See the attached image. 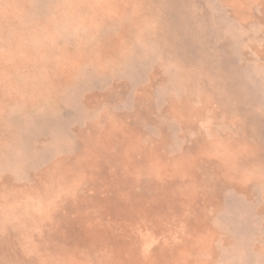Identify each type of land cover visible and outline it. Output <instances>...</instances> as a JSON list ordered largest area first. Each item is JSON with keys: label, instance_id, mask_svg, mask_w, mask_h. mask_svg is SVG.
Segmentation results:
<instances>
[{"label": "rangeland", "instance_id": "374dc122", "mask_svg": "<svg viewBox=\"0 0 264 264\" xmlns=\"http://www.w3.org/2000/svg\"><path fill=\"white\" fill-rule=\"evenodd\" d=\"M0 264H264V0H0Z\"/></svg>", "mask_w": 264, "mask_h": 264}]
</instances>
